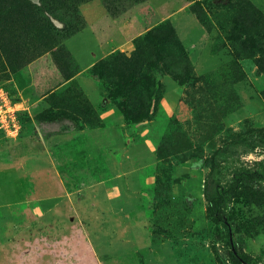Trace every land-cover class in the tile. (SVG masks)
Wrapping results in <instances>:
<instances>
[{
  "label": "rangeland",
  "instance_id": "374dc122",
  "mask_svg": "<svg viewBox=\"0 0 264 264\" xmlns=\"http://www.w3.org/2000/svg\"><path fill=\"white\" fill-rule=\"evenodd\" d=\"M207 192L264 264V0H0V264H232Z\"/></svg>",
  "mask_w": 264,
  "mask_h": 264
},
{
  "label": "trees",
  "instance_id": "16d2710c",
  "mask_svg": "<svg viewBox=\"0 0 264 264\" xmlns=\"http://www.w3.org/2000/svg\"><path fill=\"white\" fill-rule=\"evenodd\" d=\"M46 27L43 29L41 28L39 31L40 35L44 36V34H50L51 30H53V25L48 22L46 23ZM251 198H255L254 196H257V193H252L251 190L247 192V195L251 196ZM206 197L209 203L210 211L213 213V215L216 217V219L220 222V225L222 226V229L224 231V234L226 238L228 239L229 244V250H228V256L231 260L232 264H243L246 262L247 264H250V261L246 255V253L243 251V249L237 244L236 239L234 238V234L238 233L240 230V226H243L247 223V220H244L241 222V224L233 225L231 223V219L226 216L225 211L223 210L221 197H216L215 195L211 193H206ZM215 253L216 250H215ZM218 258V257H217Z\"/></svg>",
  "mask_w": 264,
  "mask_h": 264
}]
</instances>
